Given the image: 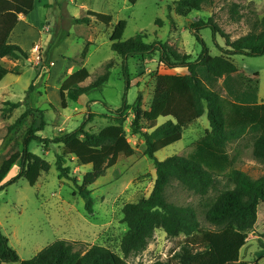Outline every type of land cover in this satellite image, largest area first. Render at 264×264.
<instances>
[{"label": "trees", "instance_id": "obj_1", "mask_svg": "<svg viewBox=\"0 0 264 264\" xmlns=\"http://www.w3.org/2000/svg\"><path fill=\"white\" fill-rule=\"evenodd\" d=\"M127 1L132 5L138 2ZM35 3L36 0H0V83L7 75L18 74L15 69L7 68L3 62L5 58L12 61L30 59L29 53L19 45L12 44L10 38L19 23V16L30 15L35 10ZM216 3L217 0H179L175 3V12L187 17L192 12L212 9ZM229 14L235 23L244 19L240 6L235 3L231 4ZM76 21L77 24L87 26L94 21L108 26L113 19L109 15L89 11L86 17ZM209 26L215 36L220 33L226 40V48L219 47L222 53L219 57L210 55L201 36V30ZM126 27L127 23L121 21L111 36L112 50L119 57L124 60L135 56L152 58L158 54L159 63L165 69H185L188 73L157 75L155 94L149 109H142L141 95L135 105H129L125 98L120 109L110 110L113 124L99 133L89 132L86 125H82L59 138H41L38 133L46 128L42 114L41 124L32 125L26 132L22 150L9 153L0 167V191L21 179L35 187L42 175L51 171L52 166L31 152V144L43 143L45 149L57 145L61 151L56 154L59 179L72 181L73 196L85 201L86 212L92 216L95 213V200L91 187L115 167L121 157L130 158L135 154L125 130V122L132 112L134 120L131 132L144 139L145 156L155 162L156 182L149 197L137 203H129L123 208L122 223L128 227L121 242L124 257L103 246L58 240L34 259L23 261L10 246L0 225V264H130V257L147 250L159 226H162L169 238L176 239L184 235L187 240L171 259L153 264H252L243 260L241 253L246 246L248 234L258 223L260 207L264 206V175L254 179L236 169L237 155L231 156L229 148L249 138L253 146V157L264 166V103L259 102V75L244 76L233 58L264 56V16H256L251 31L235 41L214 21L207 23L201 20L193 24L191 29L204 47L203 53L196 60L191 55H181L160 41L148 43L146 34H139L123 42ZM88 47L82 54V61L88 56ZM114 66V61L108 63L103 73L87 87L85 84L91 74L86 68L70 75L60 89L63 109L68 108V101L77 103L84 95L101 89L109 82ZM124 71L128 92L131 81L127 66ZM33 91L34 84L27 92L26 106H29ZM6 105L8 109L5 111L8 112L24 106L22 102L10 101ZM30 112L32 109L28 108L15 125L21 124ZM204 116H207L210 130L202 139L183 155L162 162L157 160L159 152L181 142L184 131ZM162 118L170 120L159 126ZM69 159H76L80 167H92L81 184L72 178ZM18 162L19 173L8 179L13 166ZM219 178L225 179L222 189H219L222 183ZM174 182L203 200V215L215 230L202 229L199 212L193 206L180 207L168 201L167 189ZM215 190H219V193L213 197L212 192ZM78 246L85 249H78Z\"/></svg>", "mask_w": 264, "mask_h": 264}, {"label": "rangeland", "instance_id": "obj_2", "mask_svg": "<svg viewBox=\"0 0 264 264\" xmlns=\"http://www.w3.org/2000/svg\"><path fill=\"white\" fill-rule=\"evenodd\" d=\"M179 0H138L135 5L127 0H37L35 10L29 19L33 22V31L24 37L20 47L29 53L31 43L41 45L42 64L32 51L31 59L5 65L18 74L8 75L0 84V167L7 155L22 150L23 138L32 125H40L43 118L46 128L38 136L46 139L59 138L71 133L82 125L92 133L113 124L110 110L120 109L126 98L129 105H135L142 96V109H149L155 94L156 77L159 74H184V69L167 70L160 65L158 54L152 58L141 56L124 60L112 50L111 36L115 27L124 21L127 23L123 42L139 34H146L148 43L160 41L177 50L181 55H191L194 60L203 53L204 47L197 41L193 24L198 21H214L232 41L248 34L255 17L264 16V0H217L216 5L205 12H192L182 17L175 12V3ZM240 6L244 19L240 23L231 20V4ZM89 11L109 15L111 25L92 22L90 25L77 24V19L87 16ZM160 24H159V23ZM201 36L211 56L222 55L219 47L226 48V40L220 34L216 36L212 27L201 30ZM89 46L85 61L81 57ZM30 56V55H29ZM115 62L111 69L109 82L101 89L84 95L79 102L68 101V108L63 109L60 89L63 82L71 75L86 68L91 78L85 84L89 86L101 75L105 66ZM241 74L247 77L259 75V102H264V56L233 58ZM17 64V67H15ZM129 69L131 88L127 92L125 67ZM183 70V71H182ZM34 84L29 106L25 105L27 92ZM127 94V96H126ZM20 103L24 106L13 112L6 102ZM32 112L19 125L17 121L26 113ZM44 112V113H42ZM105 116V117H104ZM134 114L129 113L125 122L126 135L135 149L134 156L121 157L118 164L108 170L104 177L91 187L95 200V213L86 212L85 201L73 196L72 181L59 179L56 168V154L60 153L57 145L45 149L44 144L33 142L32 153L48 161L52 169L43 174L35 187L25 179L0 191V225L2 232L9 239L10 246L16 250L21 260L34 259L48 246L58 240L81 242L109 248L120 257H124L121 242L128 231L122 223L123 208L129 203H137L151 195L156 171L154 160L145 156V142L141 136H134L131 125ZM169 118L159 120V126ZM14 126V127H13ZM13 127V129H11ZM210 130L207 116L197 120L184 131L181 142L159 152L158 161H165L177 155H183L189 148L202 139ZM231 156L237 155L235 168L249 174L254 179L264 175V166L253 157V146L249 138L233 144L229 148ZM72 178L82 183L84 176L92 171L91 166L80 167L76 159H69ZM20 170L18 162L12 168L8 179L16 176ZM219 189L225 184L224 178ZM219 190L212 192L216 197ZM170 203L180 207L193 206L199 212L203 230L215 228L205 220L201 205L203 200L183 189L174 182L167 189ZM187 238L181 235L172 239L167 236L162 226L156 230L154 238L146 251L128 259L130 264H153L171 259ZM264 206L258 214L255 229L247 236L246 246L242 249L243 260L252 264H264ZM78 249L85 247L78 246Z\"/></svg>", "mask_w": 264, "mask_h": 264}, {"label": "crops", "instance_id": "obj_3", "mask_svg": "<svg viewBox=\"0 0 264 264\" xmlns=\"http://www.w3.org/2000/svg\"><path fill=\"white\" fill-rule=\"evenodd\" d=\"M37 2V0H36ZM35 7H36V3H35ZM32 13L30 15H28L27 17L26 16H23V15H20L19 16V23L17 25V27L14 29L12 35H11V38H10V42L12 44H16V45H22V43H25V40H24V37L26 35H28V33L32 32L33 31V25L34 23L33 22H30L29 19L31 17ZM35 46H39L41 47V45H37L36 43H31L30 44V47H29V55H30V59H31V54H32V51L34 49ZM6 60H9L7 58H5L3 60L4 63H6ZM12 64H14V62H19L21 60H18V61H12L10 60ZM43 63V62H42ZM42 63H37V65H40ZM7 66V65H6ZM15 67H17V64H15ZM8 68V67H7ZM8 69H12V68H8ZM15 69V68H14ZM183 71V70H182ZM184 71H186L184 74H181V75H185L187 74V70L184 69ZM74 73V71L71 73V75ZM10 75V74H9ZM174 75H178V74H174ZM8 76V75H7ZM6 76V77H7ZM5 77V78H6ZM3 82V81H2ZM1 82V83H2ZM0 83V84H1ZM260 103H264V102H260ZM263 176V175H262ZM253 178V177H252Z\"/></svg>", "mask_w": 264, "mask_h": 264}, {"label": "built area", "instance_id": "obj_4", "mask_svg": "<svg viewBox=\"0 0 264 264\" xmlns=\"http://www.w3.org/2000/svg\"><path fill=\"white\" fill-rule=\"evenodd\" d=\"M33 52L36 56V60L38 61V63H42V56H41V51H40V47L39 46H35L33 49Z\"/></svg>", "mask_w": 264, "mask_h": 264}]
</instances>
